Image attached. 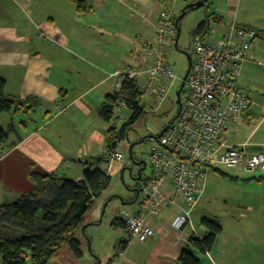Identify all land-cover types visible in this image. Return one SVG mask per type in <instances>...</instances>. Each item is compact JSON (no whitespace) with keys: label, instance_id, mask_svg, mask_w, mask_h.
I'll list each match as a JSON object with an SVG mask.
<instances>
[{"label":"crops","instance_id":"obj_1","mask_svg":"<svg viewBox=\"0 0 264 264\" xmlns=\"http://www.w3.org/2000/svg\"><path fill=\"white\" fill-rule=\"evenodd\" d=\"M76 1L85 9L79 10ZM76 1L0 0V76L6 82L5 92L21 99L40 98L32 109L0 114L3 127L4 123L7 127L12 124L10 145L0 155V204L33 187L31 172L80 179L89 158L106 153L110 125L100 110L108 95L120 91V75L143 65L142 44L154 40L161 0ZM207 3L213 9L212 24L218 23L220 35L233 17L239 26L259 33L241 69L242 85L251 104L237 128L231 129L238 133L240 126L258 123L248 137H236L232 142L231 131L227 141L230 145L247 143L250 150H262L259 146L264 143L251 139L260 127L264 131V17L256 11L264 9V0H223V6L215 0ZM209 21L208 28L212 25ZM24 116L33 118L32 123L26 122ZM106 164L105 160H94L92 166ZM124 165L123 159L111 160L107 171L112 177L120 170L122 173ZM135 192V197L120 198L123 209L133 213L139 210L142 196ZM97 200L85 217L83 236L78 237L82 251L88 240L93 254L83 251L75 259L67 252L58 264L117 261L128 235L123 227L112 225L113 219L121 216L111 217L112 212L110 217L102 216L107 199ZM178 208L170 204L151 216V236L144 242L129 244L119 264H177L194 228L202 236L207 233L202 217L216 220L222 231L211 249L200 256L201 264H264V201L236 203L222 216H201L196 225L193 223L194 228L190 224L174 226Z\"/></svg>","mask_w":264,"mask_h":264},{"label":"built area","instance_id":"obj_2","mask_svg":"<svg viewBox=\"0 0 264 264\" xmlns=\"http://www.w3.org/2000/svg\"><path fill=\"white\" fill-rule=\"evenodd\" d=\"M177 1H160L154 40L142 44L143 65L119 78V89L124 80L134 81L156 105L167 99L177 82L180 94L177 113L164 132L145 138L150 145L151 174L136 178V190L142 195L139 210L122 211L128 238L115 264L121 262L129 244L144 242L151 236L148 219L167 205L175 204L180 209L174 226L190 224L194 228L191 211L204 192L210 168L264 171L263 150H250L247 143L230 145L227 141L229 130L237 128L251 104L242 85L241 69L258 31L239 26L233 17L218 39L193 34L192 53L181 88L184 76L179 78L173 73L168 59L178 47L179 20L174 15ZM121 104L125 105V101ZM122 159V153L115 149L111 160ZM194 235L202 238L195 228Z\"/></svg>","mask_w":264,"mask_h":264},{"label":"trees","instance_id":"obj_3","mask_svg":"<svg viewBox=\"0 0 264 264\" xmlns=\"http://www.w3.org/2000/svg\"><path fill=\"white\" fill-rule=\"evenodd\" d=\"M77 4L79 10L85 9L80 1ZM206 29V22L202 21L193 34L204 33ZM5 85V79L0 76V114L13 109L29 110L40 102V98L35 96L21 99L8 94L5 92ZM140 95L142 92L134 81L124 80L121 91L107 96V102L100 110L104 121L109 122L113 108L121 96L125 105L133 110V114L120 130L116 131L111 125L108 127L106 153L89 158L82 178L72 179L57 173L31 172L33 187L15 200L0 204L2 264H50L51 258L65 247H69L74 258L82 256L81 242L76 234L84 231L87 213L111 181L107 164L111 161V154L119 141L124 138L127 125L143 111L138 100ZM11 130L12 124L7 128L0 124V155L10 145L8 138ZM94 160H105L107 164L104 167L92 166ZM201 223L207 233L202 238L196 235L189 238L177 264H201L200 256L211 249L217 234L222 231L216 220L202 217ZM112 225L124 228L123 219L114 218Z\"/></svg>","mask_w":264,"mask_h":264},{"label":"rangeland","instance_id":"obj_4","mask_svg":"<svg viewBox=\"0 0 264 264\" xmlns=\"http://www.w3.org/2000/svg\"><path fill=\"white\" fill-rule=\"evenodd\" d=\"M193 1L195 0H178L175 4V17L178 18L184 7ZM215 3L222 4L223 6V0H215ZM256 11L264 17V9L257 10L256 8ZM212 12L213 9H211L209 3L197 9L187 8L186 13L178 21V27H180L178 47L174 49L168 59L171 70L179 78L184 76L188 66V55L192 53L191 39L193 33L200 21L206 20L207 28L210 26V24L208 26L209 20L211 24L213 23ZM234 12H236V9H234ZM233 15H235V13H233ZM243 15L244 11L241 10L239 16L242 17ZM218 27V23L212 24L207 30V37L212 39L220 38L221 30H219ZM176 88H178V82L169 93L167 99L160 105H156L146 94H142L138 97L139 103L143 107V111L137 119H134L127 125L125 136L119 141L116 148L122 153L123 161L125 163L124 167H122V173L120 170L117 175L111 177L110 183L97 200V202H102L107 199L105 202L106 205L104 204L103 207V211L105 210L102 215L104 219L110 215L109 212L113 213L111 217H113V215H119L122 217V211L125 209H123L122 201L120 199L121 195H125L128 198L136 196V178L138 177V171L140 169L143 175L151 174L149 163L150 145L145 141V138L151 134L161 132L176 115L179 106ZM121 97L117 100V104L113 108V115L108 122L109 125L115 127L116 131L120 130L123 125L130 120L133 114L132 109L121 104ZM24 119L26 122L30 120L32 123L33 121V118H28V116H24ZM257 123L258 121H253L254 125L249 126L250 128L246 125L240 126L241 131H238V133L233 132V129L229 130V133L231 131L233 133L231 136L232 142L237 140L236 137H238V139L248 137L252 127L257 125ZM4 125L6 128L7 124L4 123ZM262 131V127H260L257 134L252 137L251 141L259 144L264 143V131ZM259 147L264 151V145ZM131 154L133 156H131ZM130 169L132 173H130ZM218 169L219 170L211 168L207 172L204 192L198 199L196 208L191 211V217L194 224L204 215L222 216L236 203L247 205L264 201V171L255 170L253 172H245L236 167H218ZM114 196L119 199H114ZM17 197L18 196H16V198ZM16 198L10 201L15 200ZM178 204H182V202L179 201ZM174 206L178 208L177 205L174 204ZM76 236L77 238L83 236V232H77ZM87 242V244L85 243L83 251L87 254H93L94 249L90 246L88 240ZM67 252L70 253L69 247L63 248L58 255L51 258L50 264H58ZM96 262L98 263L99 259ZM0 264H2L1 259Z\"/></svg>","mask_w":264,"mask_h":264},{"label":"water","instance_id":"obj_5","mask_svg":"<svg viewBox=\"0 0 264 264\" xmlns=\"http://www.w3.org/2000/svg\"><path fill=\"white\" fill-rule=\"evenodd\" d=\"M208 0H195V1H193V2H191V3H189V4H187L185 7H184V9L182 10V13H181V15L178 17V20H180L181 18H182V16L186 13V10H187V8H192V9H197V8H200V7H202V6H204L205 4H206V2H207ZM179 35H180V27H178V35H177V41H178V39H179ZM189 58V61H190V57H188ZM185 77H186V74L184 75V78H183V82L181 83V88L183 87V85H184V79H185ZM179 94H180V90H178L177 92H176V95H177V98L179 99ZM164 130H165V128L162 130V133L164 132ZM131 156H132V154H131ZM130 172H131V169H130ZM139 172V174H140V170L138 171ZM139 174H138V177H139ZM137 177V178H138ZM106 205V204H105Z\"/></svg>","mask_w":264,"mask_h":264},{"label":"bare ground","instance_id":"obj_6","mask_svg":"<svg viewBox=\"0 0 264 264\" xmlns=\"http://www.w3.org/2000/svg\"><path fill=\"white\" fill-rule=\"evenodd\" d=\"M164 128H165V127H164ZM164 128H163V129H164ZM161 132H162V131H161ZM161 132H159V133H161ZM139 175H140V174H139Z\"/></svg>","mask_w":264,"mask_h":264}]
</instances>
